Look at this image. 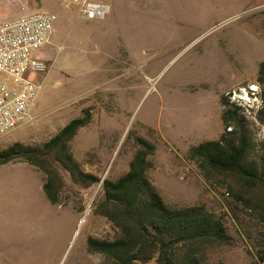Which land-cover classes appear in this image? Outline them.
<instances>
[{"label": "rangeland", "instance_id": "obj_1", "mask_svg": "<svg viewBox=\"0 0 264 264\" xmlns=\"http://www.w3.org/2000/svg\"><path fill=\"white\" fill-rule=\"evenodd\" d=\"M0 22L53 13L50 44L35 54L46 74L33 124L0 137L39 148L67 124L90 116L70 142L83 172L101 181L81 188L64 176L59 203L43 193L45 175L14 160L0 166V264H105L88 241L120 231L97 214L102 182L129 170L142 138L155 146L147 176L173 208L204 205L229 242L199 247L208 264H264V190L206 174L189 158L225 133L220 100L257 84L264 62V0H0ZM110 6L88 20L81 3ZM242 82V83H241ZM251 159L264 162V124L247 118ZM140 264V263H137ZM149 264H156L151 261Z\"/></svg>", "mask_w": 264, "mask_h": 264}, {"label": "trees", "instance_id": "obj_2", "mask_svg": "<svg viewBox=\"0 0 264 264\" xmlns=\"http://www.w3.org/2000/svg\"><path fill=\"white\" fill-rule=\"evenodd\" d=\"M257 84L263 101L257 120L264 124V62L258 67ZM220 105L225 133L218 141L192 147L189 158L205 174L234 177L247 192L264 190V162L251 159L247 118L227 96L221 98ZM89 122L90 116L71 121L39 148L15 143L0 152V166L20 160L42 172L46 177L44 196L57 205L64 176L83 189L101 181L83 172L70 151V142ZM135 142L138 149L128 172L114 182H102L103 198L97 209V214L120 231V237L111 242L90 239L89 251L100 254L105 264H149L153 260L156 264H208L197 256L198 248L228 244L222 221L204 205L177 209L166 204L147 176L152 167L149 157L156 148L142 138Z\"/></svg>", "mask_w": 264, "mask_h": 264}, {"label": "built area", "instance_id": "obj_3", "mask_svg": "<svg viewBox=\"0 0 264 264\" xmlns=\"http://www.w3.org/2000/svg\"><path fill=\"white\" fill-rule=\"evenodd\" d=\"M81 12L88 20L104 19L109 7L84 1ZM56 19L53 13L37 11L0 22V137L36 120L34 109L42 85L31 77L46 74L49 67L35 54L50 44ZM227 97L254 121L263 107L258 84L237 87Z\"/></svg>", "mask_w": 264, "mask_h": 264}, {"label": "crops", "instance_id": "obj_4", "mask_svg": "<svg viewBox=\"0 0 264 264\" xmlns=\"http://www.w3.org/2000/svg\"><path fill=\"white\" fill-rule=\"evenodd\" d=\"M109 7V12H110V6H108ZM242 83V82H241ZM241 84L240 83H238V84H233L232 86H230V88L231 89H235V88H237V87H239Z\"/></svg>", "mask_w": 264, "mask_h": 264}]
</instances>
